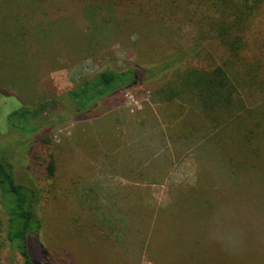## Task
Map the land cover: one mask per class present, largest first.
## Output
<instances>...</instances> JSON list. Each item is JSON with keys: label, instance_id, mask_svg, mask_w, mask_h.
<instances>
[{"label": "rangeland", "instance_id": "rangeland-1", "mask_svg": "<svg viewBox=\"0 0 264 264\" xmlns=\"http://www.w3.org/2000/svg\"><path fill=\"white\" fill-rule=\"evenodd\" d=\"M262 10L241 61L227 66L238 82L237 105L213 121V111L183 88L165 97L186 69L224 63L225 49L213 31L199 34L162 0H0V89L11 95L0 94V156L18 182L32 179L40 192L45 264H264L250 244L264 236V210L253 200L242 219L247 236L235 232L229 224L240 223L244 201H230L227 191L238 181L250 198L264 193V89L256 84L264 68L247 70L264 66ZM128 69L133 80L76 111L69 90L99 72ZM152 105L171 106L160 109L165 118L182 113L168 133L173 158L162 150L160 129L143 142L144 169L123 155L114 169L113 121L123 113L140 131L149 123L132 120ZM22 106L38 114L13 127L6 116ZM5 221L0 209L2 227ZM248 223L259 224L247 234ZM3 239L0 228V264H18Z\"/></svg>", "mask_w": 264, "mask_h": 264}, {"label": "trees", "instance_id": "trees-1", "mask_svg": "<svg viewBox=\"0 0 264 264\" xmlns=\"http://www.w3.org/2000/svg\"><path fill=\"white\" fill-rule=\"evenodd\" d=\"M112 4L114 6L116 3L113 1ZM162 5L165 10L172 9L179 12L193 28L199 31V34L200 32L201 34L209 32V30L213 31L218 42L225 49L227 57H225L224 63L216 64L215 61L212 63L206 61L204 66L186 69L182 74L176 76L177 85L168 87L172 93L165 97L173 96L181 87L183 91L180 90V92L191 93V98H196L203 111H213L212 119L214 121L219 117L221 108L232 111L237 105L238 82L231 77L227 66L230 63L241 61L242 54L250 43V39L246 35L248 27L252 20L263 11L264 0H162ZM257 43L259 40L255 41V44ZM259 67L264 68L257 62L247 70L252 72V69L255 71ZM135 76V72L131 69L120 73L102 71L92 78L82 81L78 87L69 90L67 95L73 99L76 111L82 112L94 101L107 96L121 84L129 83ZM257 82H259L260 88L264 89V82L256 81V84ZM0 94L11 96L3 89H0ZM44 106H40V109L42 110ZM36 113L38 114V108L30 111L22 106L9 112L6 118L11 126L16 127L17 122L28 125V120L35 117ZM248 137L250 135H246V138ZM232 174L235 176L234 178L240 177V172ZM211 189V194H219L221 191L219 187ZM227 191L230 201L236 195L244 201L243 208L245 209L242 210L241 218L237 220L240 223L233 222L229 224V228L245 234L241 225L244 226L243 220H246L248 206L254 202L253 200H257L255 206L260 205L264 210V193H259V197L250 198L251 190L240 189L238 181L233 182L232 187H229ZM260 197L262 198L258 199ZM206 199L208 198L206 197ZM39 200L40 192L33 180L30 179L28 183L18 182L0 156V209L6 217L5 224L2 227L1 223L0 228L3 240L20 256L21 260L18 264H45L49 255L38 240V232L42 224L37 213ZM261 208L256 207L258 211H261ZM176 218L178 220V217ZM258 224L248 223L246 225V228L249 229L247 234L251 230H256ZM259 226V232L264 233V221ZM250 244L253 246L252 248L264 255V236L250 240Z\"/></svg>", "mask_w": 264, "mask_h": 264}, {"label": "crops", "instance_id": "crops-1", "mask_svg": "<svg viewBox=\"0 0 264 264\" xmlns=\"http://www.w3.org/2000/svg\"><path fill=\"white\" fill-rule=\"evenodd\" d=\"M158 101L161 104H167L171 102L170 100H167L165 98L160 99ZM159 102L158 103L156 102V104H159ZM151 107L152 108L147 107L141 115L137 117L135 116V118L132 120L136 122V123L134 122L136 125H138L137 123L140 124V122H138L140 120H145V121H142V123L144 122L143 125H145V123L148 122L149 126L147 128L142 127V125L139 127L144 131L142 130L138 131L137 129H135V131L131 130L134 127L130 129L129 120L127 117H125V115H122L123 113L117 116L119 120L118 122L113 121V126L115 127V130H117L116 137H118L120 141L118 146L114 144L115 147L113 148V168L114 169L119 168L118 165L115 164V162H120V159L122 157L121 155L131 159L130 163H131V166L135 167L134 170L140 171L141 169H144L145 168L144 163L146 162H143V159L145 158L144 156H145L146 150L143 149V142H145L147 139L156 140L158 137L156 132L159 130V135H160V129L163 130L162 133L164 134L167 140V144L166 145L164 144V147H162V150L166 147H169V152L171 154L170 160L173 158L172 138L168 137L169 136L168 133L174 127V124L176 122L181 121V119L183 118L182 113H178V114L167 113L166 118H165L163 117V114L160 112V109L167 111V110L173 109L171 106L167 105L163 107H158V105H155V106L152 105ZM136 108L138 109L134 111L133 113L140 111L143 108V106L141 108H139V106L134 107L131 110L133 111ZM141 139L142 141H140ZM134 142H136L137 145L133 146L132 144ZM127 146H129V149H123V148H127ZM120 151H122V154H118V152L120 153ZM155 152H158L157 148H155ZM117 157L120 159H117ZM140 165L141 166L143 165V166L140 168L139 167ZM154 169H157V166H154Z\"/></svg>", "mask_w": 264, "mask_h": 264}]
</instances>
